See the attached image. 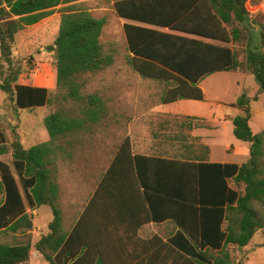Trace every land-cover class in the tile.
<instances>
[{"label": "trees", "instance_id": "trees-1", "mask_svg": "<svg viewBox=\"0 0 264 264\" xmlns=\"http://www.w3.org/2000/svg\"><path fill=\"white\" fill-rule=\"evenodd\" d=\"M250 0H117L110 7L128 20L179 31H163L144 25L124 24L128 64L143 78L163 82L161 104L181 99L205 100L202 80L218 71H240L254 75L259 92H264V21L252 15ZM60 10V26L49 50L57 71L55 92L42 86L20 82L23 64L13 55L16 35L27 26ZM105 17H97L88 1L81 0H0V90L17 109L34 110L48 105L58 109L44 119L49 132L47 142L29 148L19 138L9 141L0 130V264H32L34 211L49 205L54 212L50 232L34 243L48 264H137L89 263L97 253L84 252L81 225L68 236L62 229L59 207L61 187L53 157L54 142L68 129L97 123L109 115L105 99L96 93L85 94L82 87L92 75L114 65L117 54L103 41ZM257 97V96H256ZM80 104L81 120L60 109V101ZM65 102V101H63ZM251 97L247 90L231 106L242 113L233 118L234 134L250 143V158L242 164L209 162V147L201 141L185 143L191 155L181 158L133 154L130 137L113 157L107 173L135 179L153 191L161 206L151 218H170L178 227L168 244L186 264H241L237 253L255 233L264 230V130L250 126ZM182 127L188 130L208 127L202 117L185 116ZM186 142V141H185ZM11 153L7 162L2 155ZM75 172L84 169L85 156H64ZM75 166V167H74ZM154 180L148 185L144 170ZM100 179V178H99ZM155 210V211H154ZM156 248L163 244L156 235L150 240ZM77 244V247L71 245ZM165 244V243H164ZM264 245V243H263ZM99 254V253H98ZM100 260L103 254L98 255ZM179 258V257H178ZM160 264V263H149Z\"/></svg>", "mask_w": 264, "mask_h": 264}, {"label": "crops", "instance_id": "crops-1", "mask_svg": "<svg viewBox=\"0 0 264 264\" xmlns=\"http://www.w3.org/2000/svg\"><path fill=\"white\" fill-rule=\"evenodd\" d=\"M104 1L108 2V0ZM110 1L114 3L117 0ZM250 2L251 0L247 4L252 7ZM249 11H251L250 8ZM251 14L257 15L252 11ZM118 18L123 22V28L126 22H130L163 31H172L119 16ZM172 32L185 34L179 31ZM250 75L252 74L240 71L215 72L200 83L206 96L205 100L181 99L162 105L165 108L164 110L172 114L206 119L208 127L193 128L189 132L195 140H201L209 147V162L242 164L250 158V143L238 139L233 133L235 127L233 118L241 114L242 110L230 105L237 101L243 90H247L249 97L255 99H259L264 95V92H259V84L254 83ZM246 78L247 84L245 82ZM251 79L252 81H250ZM208 81H211L214 88L212 96H209L205 86ZM249 82L253 83L254 87L251 92L248 86ZM35 86L46 87L50 90L54 87L46 83ZM251 113L252 119V106ZM70 119L81 120L84 117L74 116ZM107 121H109L107 117H102L97 123L89 121L84 126L68 129L66 136L58 138L52 146L53 157L59 155L55 159V163L59 168L55 176L61 187L59 207L61 209L63 231L70 236L75 227L82 223L80 232L85 241L84 252L97 253L89 263H181L178 260V257H181L178 256L177 251H173L168 244V239L176 234L178 227L173 224L170 218L156 220L150 217L151 203L148 201L147 195L150 196L154 209L155 207L156 209L163 207V210H165V205L161 206L158 201L160 199H157L159 196L156 197L153 191L146 190L135 179L134 172L125 176L120 172L107 173L111 160L124 142L123 138L119 142L115 140L113 135L115 130L106 126ZM263 130L256 129L253 132ZM19 139L25 147L29 148L35 144L49 141L50 135L49 132L48 135H44L40 129H36L34 133H29L27 139L23 137ZM131 143L133 154L166 156L153 153L151 149L156 143L150 137H142L136 140V143L132 138ZM160 145L156 146L158 150ZM168 149L169 147L164 144L161 146V150L164 152ZM179 149L182 152L181 157L191 155V151H187L185 145L180 146ZM70 155H75L76 159L79 156L87 158L84 160L85 166L82 173L75 172L73 164L71 165L68 159L63 158ZM229 155L232 156L229 158ZM233 156L237 160L231 159ZM143 170L148 185H152L154 180L149 177L148 169L147 171ZM45 206L49 205L38 207L34 211L35 215H44ZM48 229L46 232L42 226L38 228L42 231L41 237L50 232V226ZM156 235L163 240V244L159 242L160 247L158 248L150 241ZM77 244L71 246L75 248ZM38 253L40 252L38 251ZM98 253L103 254L101 260ZM184 260L187 261V258H184Z\"/></svg>", "mask_w": 264, "mask_h": 264}, {"label": "rangeland", "instance_id": "rangeland-1", "mask_svg": "<svg viewBox=\"0 0 264 264\" xmlns=\"http://www.w3.org/2000/svg\"><path fill=\"white\" fill-rule=\"evenodd\" d=\"M92 12L97 17H105L107 23L103 31V41L109 45L117 54L114 65L106 68L101 73L92 75L87 78L86 85L82 87L85 94L96 93L105 99L109 108L106 126L114 128L113 133L115 140L120 141L127 136L136 140L142 137H150L155 141L152 151L155 154L166 156L181 157L180 146L193 144L196 140L191 135L190 130L182 127L184 115L172 114L164 110L163 104L160 103V97L164 89L162 81L150 78H143L127 62L128 49L123 28V22L118 18L110 4L104 0H88ZM250 5L252 13L259 15L264 21V0H251ZM104 8V9H102ZM60 10L41 20L40 22L27 26L17 33L13 47V55L23 64V71L20 76V82L32 83L38 85L46 83L55 92L57 87V71L54 68L53 52L49 50V45L53 44L55 36L58 34L60 26ZM257 83L253 75H250ZM252 79L250 81H252ZM247 84V78H246ZM258 84V83H257ZM206 89L209 96H212L214 88L211 81L206 82ZM250 92L253 91V83H248ZM60 101V109H64L70 115H80V104L71 100ZM65 101V102H63ZM251 106L253 117L250 125L253 130L264 129V95L255 99L251 97ZM57 106L48 105L39 107L37 110L17 109L14 102L8 95L0 90V130H4L12 141L15 138H28L29 133H34L40 129L41 133L48 135L44 126V119L47 114L58 109ZM104 126V125H102ZM186 141V142H185ZM201 141V140H200ZM160 149H157V145ZM169 149L164 152L161 150L162 145ZM197 149V144H193ZM148 151L146 148H144ZM142 150V149H141ZM149 150L150 152H152ZM192 154V153H191ZM190 155V154H189ZM193 155V154H192ZM232 155H229V158ZM5 161H11V154L7 153L1 156ZM231 159H236L232 157ZM2 196L0 195V201ZM45 213L36 216L34 212V230L32 233V251L31 263L48 264L43 254L38 253L34 243L40 237L42 231L38 230L41 226L47 232L54 219V212L50 206H45ZM0 241H11L10 235H0ZM264 230L255 233L250 243L237 255L241 264H264ZM181 263L166 264H186L183 257L178 258Z\"/></svg>", "mask_w": 264, "mask_h": 264}]
</instances>
